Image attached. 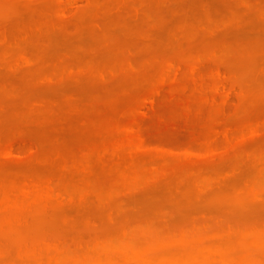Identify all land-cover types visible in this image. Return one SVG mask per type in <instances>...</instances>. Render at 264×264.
Wrapping results in <instances>:
<instances>
[{
	"label": "rangeland",
	"instance_id": "1",
	"mask_svg": "<svg viewBox=\"0 0 264 264\" xmlns=\"http://www.w3.org/2000/svg\"><path fill=\"white\" fill-rule=\"evenodd\" d=\"M90 1L74 0L66 20L57 11L67 0H0V264H138V252L155 264L188 255L220 264L214 248L233 264H264V146L247 150L235 134L230 145L220 137L214 155L154 163L160 150L200 148L226 118L264 103V0ZM170 58L182 73L145 122L147 157L129 127ZM216 79L234 87L226 118L211 97L223 93ZM17 141L20 154L3 155ZM47 192L44 203L62 204L39 202ZM248 223L258 230L248 233ZM185 226L190 242L181 246L174 240Z\"/></svg>",
	"mask_w": 264,
	"mask_h": 264
},
{
	"label": "bare ground",
	"instance_id": "2",
	"mask_svg": "<svg viewBox=\"0 0 264 264\" xmlns=\"http://www.w3.org/2000/svg\"><path fill=\"white\" fill-rule=\"evenodd\" d=\"M60 2H59V4L61 3V0H59ZM73 1L74 0H67V2L66 3H62V5H59V8H61L60 9V11H57L58 12V15L59 16H61V17H63V18H66V20H67V18H69L75 11H73V9H74V7L76 6V4H77V2H75V3H73ZM63 2V1H62ZM65 2V1H64ZM86 2H87V4H90L91 3V1L90 0H86ZM61 6V7H60ZM74 6V7H73ZM73 7V8H72ZM58 10V9H57ZM84 10H86L87 11V9L84 7V9H83V11ZM86 11H84V14L82 15V17L83 18H86L85 17V14H86ZM264 13V12H263ZM60 17V18H61ZM72 17H73V15H72ZM62 18V19H63ZM85 20V19H84ZM84 23H85V21H84ZM221 38V37H223V36H218V37H216L217 39L218 38ZM226 37L227 36H224L223 37V39H226ZM219 38V39H220ZM222 39H220V41H221ZM217 49V48H216ZM215 49V50H216ZM210 50V49H209ZM222 50V49H221ZM225 50V49H224ZM224 50H222V51H224ZM210 51H214L213 49H211ZM217 51V50H216ZM103 52H105V51H103ZM226 52V51H225ZM106 53V52H105ZM105 53H101V55L102 54H104L105 55ZM103 56V55H102ZM172 58H170V60H168L167 61V64H166V66L164 67V68H166V69H164L163 68V71L165 70V73H161L162 75V78H161V80H160V83L158 84V86L156 87H153L152 89H151V91L149 92V91H147L146 93H144V95H143V97H142V99H140L141 100V103H139V105L137 106L138 108L136 109V110H138V113L140 114V116L137 118V119H135L134 121H133V123L131 124V126L129 127V129H130V132L132 133V134H134V135H136V136H138V138H139V145L137 146V151H138V153L140 154V153H146V155H148V152H149V150H150V147H149V144H148V140H147V138H146V136H145V122H146V120L149 118V116H150V114H151V112L155 109V107H156V103H157V101H158V99L162 96V94H163V91L165 90V88L167 87V85L169 84V82L170 81H175V80H177V78H178V76L182 73V67L181 66H178V65H176L175 64V62H174V60L172 59ZM200 68H201V65L200 64H193L192 66H191V69H192V72L195 74V73H197V72H199V70H200ZM219 69V68H218ZM217 69V70H218ZM216 70V73H217V76L218 77H220L222 74H223V72L219 69L218 71ZM250 71H248V73L246 74L247 76H248V82L249 81H252V79H251V77H249L250 75ZM216 84H215V86H214V89H215V91L216 92H218L219 90H222L223 91V93H222V95H220L219 96V101L218 100H216V99H214V98H216L215 96L213 97V96H211L212 98H213V103H216V102H218L217 103V105L218 106H220V108L216 105V107H218L217 109L220 111V112H222V116L224 117V118H226V117H228V116H226V115H223V113L226 111H228V109H226L225 108V104H226V107H228L227 105L230 103L229 101H234V99H233V91H234V87H232V88H230V89H228L227 90V85H226V83H224V82H219V80H217L216 79ZM250 88H252L251 87V85L249 86V88L247 89V91L249 90L250 91ZM251 93V92H250ZM253 93H254V91H253ZM254 95H256L255 93H254ZM217 96V95H216ZM211 97H209V99L211 98ZM218 97V96H217ZM256 97H258V95L256 96ZM212 98H211V100H212ZM249 97L247 96V99H248ZM208 99V98H207ZM206 99V100H207ZM208 99V100H209ZM233 99V100H232ZM246 99V98H245ZM245 99H244V103L246 102L245 101ZM246 99V100H247ZM255 99V98H254ZM256 99H258V100H256ZM255 100V102H257L258 101V103L260 102V104H257L258 106H256V104H255V107H253V108H250V109H252V110H250L249 111V109H247V111H246V113L245 114H243V116H241L238 120H228L227 118H226V120H227V122H225V119H224V122L225 123H227L226 125L223 123L222 125H223V128L226 126V128L223 130V128H219V127H216V129L217 128H219L220 129V131H222V133H217L216 132V134H214V135H217V136H215L214 137V135H213V137L212 138H210V139H207L205 142H203L202 143V145H201V147L200 148H195V147H189V148H187L186 150H184V151H182V152H175V151H170V150H160L159 152H157L155 155H158L161 159H157L156 160V158H155V160H154V158H153V160H154V163H155V161H156V163H157V161H159V162H161L162 160H163V162H165L164 160H166V161H171V162H173V160H175V161H177V160H179V159H181V160H179V161H184V160H188L187 162H189V160H191L192 161V159H198V158H203V157H207V156H209V155H214V154H216L218 151H219V147L221 146V143H219V141L220 142H222L223 141V139H224V141H223V143L225 142V143H228V142H230V143H228L229 145L230 144H232L234 141V139L236 138V136L238 135V134H241L240 136L238 135V137L237 138H239L240 137V140L241 141H243L244 142V147H245V149H247V150H250V149H252V148H254V146H255V148L258 146H264V103H262L263 102V100L262 99H260L259 97L258 98H256ZM216 100V101H215ZM249 101L251 100V101H253L252 99H248ZM215 101V102H214ZM220 101H222V103L220 102ZM262 101V102H261ZM228 103V104H227ZM222 104V105H221ZM223 104H224V107H223ZM240 104V103H239ZM242 104V103H241ZM240 104V105H241ZM242 106V105H241ZM241 106H239V107H241ZM257 107V109H256V112L254 111V108H256ZM222 108H225L226 110L224 111ZM229 108V107H228ZM217 109H214V110H211L213 113V115H215L214 113L216 112V114H221L220 112H218L217 111ZM232 110H234L233 109V107L231 108ZM230 108H229V111L232 113L233 111L231 110ZM237 110H235V112H238L239 111V109L238 108H236ZM224 112H223V111ZM218 112V113H217ZM208 113V112H207ZM226 114V113H225ZM209 115L211 116V113L210 114H208V120H210V118H209ZM219 115H217L218 116V118H221L222 119V121H220V119H217V120H215V121H218L219 120V124H220V122L222 123L223 122V117L222 116H219ZM226 116V117H225ZM230 116V115H229ZM214 117H216V116H214ZM212 118V119H216V118ZM233 119L235 118L236 119V117H234V115H233V117H232ZM231 118V119H232ZM211 119V121H210V127L211 128H213L214 127V125H212L213 123H215L216 124V122L214 121L213 122V120ZM207 120V119H206ZM176 120H174V122H175ZM172 123H174L173 122V120L171 121ZM179 123L180 122V120H177L176 122H175V124L176 123ZM207 123H209V121H207ZM207 123L205 122V126L204 127H207V129L206 130H208V129H210L208 126H209V124L207 125ZM219 124H217V125H219ZM177 126H180L181 127V125L182 124H176ZM222 125H221V127H222ZM225 125V126H224ZM231 126V127H229V126ZM213 126V127H212ZM216 126V125H215ZM214 129V128H213ZM212 129V130H213ZM218 129V130H219ZM238 129H240L239 131H238ZM195 130V129H194ZM197 130H199V129H197ZM196 130V131H197ZM204 131V128L203 129H201V131ZM205 130V131H206ZM211 130V131H212ZM196 131H194V132H196ZM239 133H238V132ZM208 133H210V131H207ZM207 132H204V133H207ZM196 133H198V134H204L203 132L202 133H200V131L198 132H196ZM195 133V134H196ZM211 133H213V132H211ZM198 134H196V135H198ZM235 134H236V136H235ZM206 136H207V134H205ZM208 135H210V134H208ZM199 137V136H198ZM202 137H204L203 135H202ZM220 137H222L221 139H220ZM235 137V138H234ZM201 138V137H200ZM198 139V138H197ZM199 140H203L202 138L201 139H198V141ZM232 142V143H231ZM20 141H17V142H13V143H10V144H8L6 147H5V149L3 150V152L5 153V154H3V155H5V156H10V158H12V157H15V156H17V155H19L20 153H19V149H18V146L20 145ZM219 143V144H218ZM258 148L259 150L261 149V148ZM254 148V149H255ZM257 149V150H258ZM253 150V149H252ZM261 150H263V147H262V149ZM144 154H141V155H144ZM262 155H264L263 153H261ZM261 154L260 155H257L258 157L260 156V160H261ZM154 155V156H155ZM158 156H155V157H158ZM139 157V156H138ZM147 157H149V155L147 156ZM158 157V158H159ZM6 158H8V157H6ZM143 158H146V156L144 155V157H141V159H143ZM139 159H140V157H139ZM138 159V160H139ZM177 159V160H176ZM183 159V160H182ZM262 159H264V157L262 158ZM186 162V161H185ZM225 162V161H224ZM227 162H228V160H227ZM222 164H223V161L221 162ZM234 164V163H233ZM232 164V165H233ZM246 164V163H245ZM225 165V166H224ZM228 164H223V167L224 168H227L228 166H227ZM232 165L230 164L229 166H231L230 168H232L233 169V167H234V165H233V167H232ZM249 168H248V167ZM223 167H220V170H222L223 169ZM248 168L249 170L248 171H246L245 172V168ZM175 168V169H174ZM174 168H172V170H175V173L176 174H174V176L176 175V177H178L177 176V174H179V173H184L183 171H176V169H177V167H174ZM245 168H244V172L246 173V175L244 174V172H243V174H244V176H248V175H250L249 174V172H250V165L249 164H247L246 166H245ZM247 168H246V170H247ZM179 170V169H178ZM224 170V169H223ZM252 170V169H251ZM166 171V170H165ZM191 172V171H190ZM189 171H188V173H190ZM186 174V178H188V180L190 181V178L189 177H187V176H190V174L188 175L187 174V172H185ZM166 174V173H165ZM181 175H183V174H181ZM183 177V176H182ZM182 177H181V179H182ZM185 177V176H184ZM191 177V176H190ZM88 179H89V177H87ZM175 178V177H174ZM186 178H183V179H185V182H187L186 181ZM178 179V178H177ZM170 181H171V179H170ZM188 181V182H189ZM172 182L174 183V180H172ZM231 182H234V179L232 180V181H230V182H228V186L226 185L225 186V188L226 189H228L229 188V186H230V184H234V183H231ZM51 183V182H50ZM49 183V188H50V190L53 192L52 194L54 195V189H52V185ZM173 183H171V184H173ZM200 183V182H199ZM198 183V184H199ZM203 185H204V187H206L207 188V186H205V184L203 183ZM249 185V184H248ZM51 186V187H50ZM232 186V185H231ZM249 186H252V185H249ZM29 187H30V189H29ZM198 187L200 188V185H198ZM201 187H202V185H201ZM204 187H202V189H199V191L200 190H203V188ZM187 188V187H186ZM205 188V189H206ZM247 188H248V186H247ZM246 188V189H247ZM252 188V187H251ZM250 187H249V189H251ZM255 185H254V187H253V189H252V193H251V195L253 194V192H255V191H253V190H255ZM33 189H34V187L33 186H28V189H25V191H26V194H29V192L31 191H33ZM245 189V190H246ZM29 192H28V191ZM257 190V189H256ZM51 191H49V194L50 195H52L51 194ZM220 191H222V192H224L225 190H220ZM248 191V190H247ZM40 192V191H39ZM202 192V191H201ZM205 192H206V190H205ZM204 192V193H205ZM219 192V191H218ZM218 192H216L217 194H220V192L218 193ZM221 192V193H222ZM226 192H227V190H226ZM215 193V194H216ZM225 193V192H224ZM244 193H245V191H244ZM41 193H39V195H40ZM48 194V192L46 193V194H44L45 196H43V194L42 195H40L39 197H40V200H39V202H42L43 201V204H50V203H53V204H55L56 206L57 205H61L62 204V202H61V200L59 201V199H60V197L58 198V200L57 201H53V200H51V202L50 201H47V203H44L45 202V200H49L50 199V195ZM248 195L249 193H245V195ZM254 194H257V196H256V198H257V200L259 199V197H260V199H261V195L262 194H260V192H259V190L257 191V192H255ZM260 194V196H258ZM50 196V197H48V196ZM210 195V194H209ZM214 195V194H213ZM244 195V196H245ZM4 196H5V198H6V201H10V198H8L9 196H8V193H5L4 194ZM43 196V197H42ZM88 196H89V194H88ZM87 195H86V197H85V199L83 200V203L88 207L90 204H92V203H94L95 201H94V199H93V196H92V198H90V197H88ZM211 196H212V194H211ZM243 196V198H247V196L246 197H244ZM252 196H254V195H252ZM251 196V197H252ZM54 197V196H53ZM52 197V198H53ZM63 197V196H62ZM61 197V198H62ZM238 197V196H237ZM57 198H54V199H57ZM241 198V197H240ZM239 198V199H240ZM243 198H241L242 200H244ZM249 198H250V196H249ZM256 198H253V200H252V202L254 201H257L256 200ZM45 199V200H44ZM72 199V198H71ZM91 199L94 201H92L91 202ZM234 196H233V198H232V201L234 202ZM252 199V198H251ZM251 199H250V201H251ZM42 200V201H41ZM230 200H231V198H230ZM238 200V199H237ZM242 200H241V202H242ZM262 200V199H261ZM232 201H230L231 203H232ZM239 201V200H238ZM245 201H247V200H244L243 202L244 203H247L249 206H251L252 207V205L253 204H255V205H257L258 204V202H256V203H252V202H249V200L247 201V202H245ZM130 201H127L126 203H128V204H130L129 203ZM134 203V201H132V204ZM135 203H136V201H135ZM233 204V203H232ZM85 205H83V206H85ZM116 205V204H115ZM118 205V204H117ZM254 205V206H255ZM46 206V205H45ZM85 206V207H86ZM91 206V205H90ZM119 207V206H118ZM117 207V208H118ZM114 208V205L111 207V209H113ZM115 208H116V206H115ZM114 208V209H115ZM111 209H110V211H111ZM113 209V210H114ZM117 210V209H116ZM109 211V212H110ZM112 212V215L111 216H113L114 214H115V210H114V212L113 211H111ZM110 216V215H109ZM180 220V219H179ZM183 220V219H182ZM177 221V220H176ZM180 222L182 223V221L180 220ZM249 225V226H248ZM248 225H247V228H245L246 230H247V232L249 233V232H251L252 233V231L253 230H258V227L257 226H254V225H250V223H248ZM188 226H185V228L184 227H182V229H180V232H179V234L175 237V242L177 243V244H179V245H181V246H186L189 242H190V239H189V237H190V235H189V228H190V226L187 228ZM191 229V228H190ZM215 230V229H214ZM245 231V230H244ZM213 232H215V233H211V235H214V236H218L219 235V231L217 232L216 230L215 231H213ZM254 232V231H253ZM245 233V232H244ZM246 234V233H245ZM210 235V234H209ZM246 235H248V234H246ZM250 235V234H249ZM231 236H233L234 237V234L233 235H230V238H231ZM54 245V244H53ZM56 245V244H55ZM213 245H215V243H213ZM216 246V245H215ZM221 251V250H220ZM212 252H214V254L216 253V254H218V256L221 258V263L220 264H233V261H234V257H232V255L231 254H229L228 252L227 253H224V251L221 253V252H218L217 250L215 251V248H214V250L212 251ZM134 257H135V259H136V261L138 262V264H155V262H154V259L153 258H151V257H149L148 256V254L146 253V252H138V253H136L135 255H134ZM108 259V258H107ZM105 260V259H104ZM104 260H102L101 261V263L100 264H102V262H103V264H112V263H108V262H110V260L108 259L107 260V262L106 261H104ZM112 262V261H111ZM160 263H158V264H213L211 261V263L209 262V261H203L202 263H200V262H198V258L197 257H195V256H191V255H188V256H185V257H182V258H180L179 260H177V259H171V258H165V259H162V260H160L159 261Z\"/></svg>",
	"mask_w": 264,
	"mask_h": 264
}]
</instances>
